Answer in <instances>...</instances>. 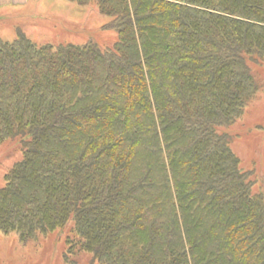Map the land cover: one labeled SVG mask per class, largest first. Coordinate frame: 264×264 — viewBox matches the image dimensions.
Instances as JSON below:
<instances>
[{
  "label": "trees",
  "instance_id": "obj_1",
  "mask_svg": "<svg viewBox=\"0 0 264 264\" xmlns=\"http://www.w3.org/2000/svg\"><path fill=\"white\" fill-rule=\"evenodd\" d=\"M107 41L0 35V233L63 264H264V193L223 130L262 89L264 0H71Z\"/></svg>",
  "mask_w": 264,
  "mask_h": 264
},
{
  "label": "rangeland",
  "instance_id": "obj_2",
  "mask_svg": "<svg viewBox=\"0 0 264 264\" xmlns=\"http://www.w3.org/2000/svg\"><path fill=\"white\" fill-rule=\"evenodd\" d=\"M109 20L95 3L0 0V35L6 39L22 32L37 44L84 43L91 38L107 41L112 37L104 26ZM254 69L262 89L223 130L231 136V148L239 157L241 168L254 173L255 191L264 193V65ZM22 156L19 139H7L0 144V187L5 184V174ZM62 238L53 232L24 246L15 234L0 233V264H63ZM78 260L84 264L90 261V255L82 253Z\"/></svg>",
  "mask_w": 264,
  "mask_h": 264
}]
</instances>
